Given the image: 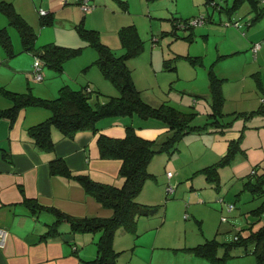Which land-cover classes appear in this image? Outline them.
<instances>
[{
    "label": "rangeland",
    "instance_id": "374dc122",
    "mask_svg": "<svg viewBox=\"0 0 264 264\" xmlns=\"http://www.w3.org/2000/svg\"><path fill=\"white\" fill-rule=\"evenodd\" d=\"M127 1L128 4L124 7L122 2L110 0L108 3L115 4L117 9H112V7L100 9L96 16L86 22V25L90 28H98L102 39L105 37L111 44L105 39L103 41L107 42L117 54H122L126 48L122 44L119 29L126 24L136 23L144 39L145 48L142 49L139 57L128 59V64L133 69L136 85L141 89L145 101L159 106L167 100L169 104L187 112H196L194 122L203 123L208 119V112L211 108L209 70L213 67L216 73L225 79L223 110L227 112L226 119L233 118L236 111H252L262 106L264 92L258 82V77L261 76L264 82V71H260L263 72L260 74H255V72L260 68L264 69V60L259 61L253 58L252 47L250 48L248 43L246 33H249L250 29L255 26L246 25L245 20L255 15L254 11L250 12L248 2L244 3L237 12L229 15L226 7L230 6L233 0ZM172 10L175 14L178 13V17L190 18L189 21L204 17V22L194 26V37L187 36L192 30L187 22L183 21L182 25H175L178 19L175 20ZM237 17L244 24L243 28L234 23L239 19H236ZM117 19L122 23L118 24ZM261 22L256 27H264V17ZM228 27L229 30H226ZM11 29L15 34L17 31L15 27L10 26ZM262 34H264V29ZM79 36L81 42L85 41L84 44H86L87 41L81 35ZM60 37H63V33ZM65 41L66 43L57 41L60 42L57 44L77 46L70 44V39H65ZM86 47H88L86 52L84 50L82 54L70 59L72 62L66 61L61 70L43 61V79L41 80L35 78L34 66L37 54L28 65L22 64V67L18 69L2 65L0 66V84L14 91L30 90L36 96L43 98L56 97L60 87L69 84L75 89L84 88L87 92H91L92 89V99L98 96V99L105 101L109 98L108 95L104 91V93L101 92L97 85L98 81L92 77L97 78L100 71L102 77L110 85L108 88H113L115 85L104 76L97 64H93L94 59L77 62V59L83 58L84 55L85 58L90 59L93 53L99 55L96 48ZM175 53L199 55L200 60L194 63L189 58L178 56L177 69H167L165 57L176 56ZM262 58L264 59L263 56ZM50 72L53 75H50ZM87 80H91L88 85ZM105 90L109 89L105 88ZM233 127L240 128L244 132L240 146H237L238 150L235 155L234 152L232 153L231 162L221 165L219 160L223 155L214 148V141L208 139L206 143L202 136L192 140L193 154L191 155L193 157L188 161L193 164L191 169L187 162L174 156L169 159V165L173 159L182 171L168 167L167 161H164L166 152L153 156L148 170L156 176L146 179L142 189L136 195V200L150 204L165 203L166 213L164 216L141 215L137 228L139 234L136 236L129 233L128 237L131 241L128 240L127 243L118 242L115 237L116 250L132 249L136 245L134 258H130V255L120 256L119 264L168 263V258L174 255V264H199L181 257L180 255L184 252L177 251L182 250L180 249L182 246L196 244L198 241L204 242L207 238L215 236L222 241L231 240L240 232V229H242L241 232L249 230L248 227L256 220L251 209L264 199V195H256L258 192L249 189L246 185L249 179H254V170L264 169V112L250 119L242 116L236 117L233 120ZM167 134L161 135L160 139L163 138L162 136L165 138ZM216 166H219V179L214 177ZM169 171L172 174H169ZM206 175L218 182V186L209 181ZM192 177L198 187L192 190L197 191L198 194H189L191 183L189 184L188 181ZM170 185L172 187L168 188ZM165 198L167 202H170H165ZM229 203L235 204L236 207L230 210ZM162 214L161 207L160 215ZM223 215L228 216L229 219L223 220ZM53 220L54 215L49 222ZM262 223H264V215L255 226ZM66 225L68 223L63 222L60 228ZM158 226L161 231L157 237ZM99 236L100 231L88 233L87 245L94 243L96 248V240ZM156 238L157 242H155ZM245 257L252 259L256 264L253 254H247ZM235 259L237 258L230 259L227 264L240 261Z\"/></svg>",
    "mask_w": 264,
    "mask_h": 264
},
{
    "label": "trees",
    "instance_id": "16d2710c",
    "mask_svg": "<svg viewBox=\"0 0 264 264\" xmlns=\"http://www.w3.org/2000/svg\"><path fill=\"white\" fill-rule=\"evenodd\" d=\"M246 2L255 12L253 19L246 21L247 26H250L264 16V0H233L226 9L236 11ZM0 11L8 17L9 24L18 29L24 49H38L36 54L40 56L42 62L44 61L51 67L61 70L66 61L81 54L86 46L96 48L99 55L93 64H97L104 76L119 90L118 95H110L108 99L102 101L98 99V96L92 99V92H87L82 88L75 89L69 84L61 86L58 95L54 98L36 96L30 90L14 91L0 84V95L9 98L12 102L10 107L0 111V115H5L14 121L19 111L27 106H38L51 110V115L48 118L29 127L31 141L37 148L46 151L54 149L56 140L53 137V130L55 128H58L63 136L69 137H73L77 131L83 129H92L97 132L99 130L98 122L107 117L138 115L143 119L156 118L169 128L166 137L162 136L164 139H160L161 136L157 138L144 137L137 132L136 126L133 124L126 125L123 136H112L102 132L99 134L98 145L101 155L107 158H118L122 161L120 167V174L123 177L122 184L99 181L86 172L74 171L69 168L63 157L52 154L48 161L50 173L62 175L69 181L81 185L87 194L94 196L104 207L112 209L110 216L75 215L55 205L43 204L34 198L23 200V203L35 214L45 211L54 215V220L47 222V229L42 232L41 239L48 240L67 232L75 234L100 231V236L96 240L97 254L93 258L85 260V264H119L118 258L125 250H116L114 247L117 231L121 228L137 236L139 234L137 231L139 217L141 215L155 216L160 212L161 207L164 208L165 203L150 204L136 200V195L142 189L146 179L156 176L148 170V165L155 154L166 152L168 155H173L179 148V142L188 134H225L233 128V120L236 117L242 116L250 119L252 116L264 112L263 103L259 109L236 111L233 118L226 119L227 112L223 110L225 79L219 76L213 67L209 70L211 108L205 122H194L197 116L196 112H187L166 102L155 106L145 101L135 83L132 68L128 64V59L137 57L145 48L144 39L136 24L124 25L119 29L122 44L126 48L122 54H117L101 40L98 29L86 28L82 22L76 24V27L79 34L87 41L86 44L65 46L48 42L39 48L36 46L37 31L11 2L0 1ZM41 15L42 24H50L54 20L53 15L49 13ZM177 19L176 26L180 20L187 21L190 18L176 17L175 20ZM242 26H244L243 23ZM193 27L189 26L191 29ZM187 36L194 37L191 32ZM0 44L7 52L13 54V42L8 26L0 28ZM253 52L256 57L257 52L254 50ZM178 56L189 58L194 63L200 60L199 55L178 54L175 57ZM176 66V60L173 61L169 58L165 60L166 68L173 69ZM258 73L259 71L255 72V74ZM261 79V76L258 77V82L264 92ZM243 132L244 130L241 129L240 135L229 141L226 153L219 160L221 165L231 162L232 153L234 152L235 155L238 150L237 146H240ZM7 158L10 159L9 156ZM219 166H216L214 170V177L218 179ZM253 175H255L254 179H249L246 182L247 187L257 191L256 195H264V169L254 170ZM207 178L218 186V182L209 176ZM235 207L233 203L228 205L230 210ZM251 212L255 215L256 220L248 227V231L241 232L242 229H240L234 239L222 241L215 236L204 242L180 249L189 250L194 255L215 264H225L230 259L247 254L255 256L256 264H264V223L255 226L263 218L264 199L251 209ZM222 219L227 221L229 217L223 215ZM63 222H67L68 225L60 228Z\"/></svg>",
    "mask_w": 264,
    "mask_h": 264
},
{
    "label": "crops",
    "instance_id": "0c3cea01",
    "mask_svg": "<svg viewBox=\"0 0 264 264\" xmlns=\"http://www.w3.org/2000/svg\"><path fill=\"white\" fill-rule=\"evenodd\" d=\"M5 1L11 2L26 20L33 25L38 33L36 46H39V48L48 42L60 43L57 41H61L66 43L65 39H70V44L77 46L78 44L83 45L85 41L81 42L76 24L82 22L84 26H87L86 22L96 16L100 9L105 7L117 9L115 4L108 3L110 0H89L92 7L87 10L83 9L81 0ZM118 1L122 2L124 7L128 4L127 0ZM206 2H210V0H206ZM147 4H149V2H147ZM41 8L45 9L47 14L53 15L54 20L52 23L42 24ZM240 8L241 7L236 11H229L227 9L226 11L229 15H232ZM252 11L251 8L250 12ZM172 14L175 18L178 17V13L175 14L174 10H172ZM253 17L254 15L245 21L252 20ZM263 17L264 16H262V18ZM238 18L239 17L236 19ZM262 18L250 25L255 26L250 29L249 33H246L250 48L252 47L251 52L256 42L261 43L256 57L254 56V52H252L253 58L259 61L260 59L264 60L262 58V56L264 57V34H262L264 27H256V25L262 23ZM239 20L240 18L236 21ZM117 23L121 24L122 22H118L117 19ZM5 26L9 27L14 48L13 52H15V54L8 55L5 48L0 44V66L5 65L13 69H18L22 67V64L28 65L38 49H24L18 29L15 28L17 31L14 34L12 29L10 30L11 25L9 24L8 17L5 13L0 11V28ZM86 28L98 29L96 27L90 28L89 26ZM240 28H243V26ZM226 30H229V27L226 28ZM190 32L195 36V27H193ZM61 33H63L62 38L60 37ZM103 39L107 40L105 37H103ZM103 39L101 37L102 41ZM107 41L111 44L109 40ZM105 43L107 44V42ZM84 50L86 52L88 47H85ZM175 55L177 56L178 54L175 53ZM84 56L81 59H77V62L81 63L84 59L93 61V59L95 60V58L98 57V54H91V59L85 58ZM139 56L140 55L137 57ZM168 58L173 61L176 60V64L178 65V57L173 55L172 57H165V60ZM69 62H72V60L70 61L69 59L68 63ZM67 69H69V67H67ZM173 69H177V66ZM260 71H264V69L260 68L259 70V73H263ZM50 75H53L52 72H50ZM92 78L98 81L97 85L101 89V92H106L108 96L119 94L118 88L112 84L111 86H113V88H108L110 85H108V82L102 77L100 71L99 74H97V78L95 76ZM91 80H87V85ZM105 88L109 90H105ZM139 90L141 91L140 88ZM92 91L91 89V92ZM166 103H168L167 100ZM11 105L12 102L9 98L0 95V111L5 110ZM50 115V109L38 106H27L22 108L14 121L5 115H0V227H4L8 230L5 244L0 245V264H85V260L91 259L97 254L94 243L90 246L87 245L88 232L75 234L67 232L63 233L61 236L49 238L48 240L41 239L42 232L47 229V222L51 221L53 216L45 211L35 214L23 203V200L26 198H34L43 204L55 205L75 215L110 216L112 214V209L104 207L94 196L87 194L81 185L69 181L62 175L51 174L48 161L52 154L63 157L69 168L74 171L86 172L92 178L99 181L118 184L123 180L120 174L122 161L118 158H107L101 155L98 145L99 134L102 132L112 136H123L127 124L135 125L137 132L147 138H157L169 132L168 126L156 118L143 119L138 115L107 117L98 122L99 130L97 132L92 129H83L77 131L73 137H69L63 136L62 132L58 128H55L53 130V137L56 140L54 149L52 151H46L37 148L31 141L29 127L45 120ZM239 134L240 128L234 127L227 133L221 135L213 133L188 134L179 142V148L173 155L166 154V156H164V161H167L168 167L182 171L173 159L170 161L171 163L169 165L170 158L173 156L178 157L187 162L191 169L193 164L188 161L193 157V155H191L193 154L191 151L192 140L202 136V139L207 143L208 139H211L214 141V148H216L218 153L223 155L227 151L229 141L238 137ZM7 156H9L10 159H8ZM188 182L189 184L191 183L189 194H198L197 191L192 190L193 188L198 189L193 182V177ZM183 192H186V190H183ZM197 198H199L198 195ZM165 202H167V198H165ZM166 208L164 206L162 215H160L159 212L155 216H164ZM160 231L161 229L158 226L156 232L157 237ZM128 235V232L120 228L117 231L116 239L118 242L127 243V241L130 240ZM89 236L93 237L92 235ZM155 242H157V238ZM199 242L200 241H198V243ZM190 245H195V243L182 247ZM135 246L132 249L119 248L120 250H125L120 256L130 255V258H134ZM175 249H177V247H175ZM95 252L96 254L94 255ZM177 252H184V254L180 256L187 258L188 261L197 262L199 264H214L205 258L194 255L189 250H179ZM245 256L247 255L239 257L240 259H235L240 261L233 264H254L252 259H247ZM174 258L175 255L174 257L170 256L167 260L168 263L158 264H174ZM176 262L180 263L178 261ZM227 262L225 264H227Z\"/></svg>",
    "mask_w": 264,
    "mask_h": 264
},
{
    "label": "built area",
    "instance_id": "2783aa9c",
    "mask_svg": "<svg viewBox=\"0 0 264 264\" xmlns=\"http://www.w3.org/2000/svg\"><path fill=\"white\" fill-rule=\"evenodd\" d=\"M81 5L83 7V9L87 10V9H90L92 7V4L89 2V0H81ZM40 12L42 14H45L47 13V11L43 8L40 9ZM204 17H197L194 21H189L190 19H188L187 21L185 20H180L179 22H177V25H182L183 24V21L184 22H187V25L190 26H195L197 24H200L202 22H204ZM237 26L239 27H242V23L240 21H235L234 22ZM261 47V43L260 42H256L253 46V50L255 52H257V50ZM35 78L38 79V80H41L43 79V73H42V59L40 58V56L37 54L36 55V58H35ZM264 99V98H263ZM264 102V101H263ZM169 174H172L171 171L168 172ZM172 185H170L168 188H171ZM230 207H232V205H230ZM224 219H226L224 217ZM7 236H8V230L4 227H0V245H4L5 242H6V239H7Z\"/></svg>",
    "mask_w": 264,
    "mask_h": 264
}]
</instances>
